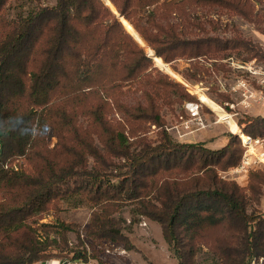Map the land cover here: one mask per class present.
Returning a JSON list of instances; mask_svg holds the SVG:
<instances>
[{
  "label": "trees",
  "instance_id": "16d2710c",
  "mask_svg": "<svg viewBox=\"0 0 264 264\" xmlns=\"http://www.w3.org/2000/svg\"><path fill=\"white\" fill-rule=\"evenodd\" d=\"M9 1L0 0V264L88 263L69 245L76 224L40 223L66 202L90 207L86 235L94 240L131 249L117 216L131 206L133 223L144 217L161 225L180 264H195L204 234L220 226L227 233L206 244L221 264L264 260V215L248 209L263 170L250 172L252 195L218 175L239 165L240 139L232 135L217 150L176 142L166 131L155 142H135L146 122L162 126L165 88L175 89L176 101L192 97L163 80L103 0H56L15 18ZM110 1L166 62L227 51L264 61L251 41L195 32L204 29L192 9L225 8L249 19V0ZM133 88L144 100L128 106L123 97ZM115 110L124 122L110 117ZM245 118V133L263 137L264 117Z\"/></svg>",
  "mask_w": 264,
  "mask_h": 264
},
{
  "label": "rangeland",
  "instance_id": "374dc122",
  "mask_svg": "<svg viewBox=\"0 0 264 264\" xmlns=\"http://www.w3.org/2000/svg\"><path fill=\"white\" fill-rule=\"evenodd\" d=\"M103 1L119 20L120 14L115 13L118 10L113 3L110 0ZM55 2L56 0H40L39 2L10 0L7 5V14L10 18H15L19 14L28 15L30 11L39 5L52 6ZM249 3L251 7H247V9L250 11L249 19L251 20L225 8L205 6L192 9L193 16L198 18L197 21L202 23L204 29V32L195 30L197 36L200 38L217 37L225 40L239 37L251 41L264 52V0H249ZM111 5L114 6V9ZM174 21H178V16L175 14ZM122 22L124 25L127 22L132 27L133 30L130 31L126 25H123L125 31L144 50L147 57L152 60L153 68L164 78L163 80L179 83L180 88L178 91L186 92L192 97V99L184 98L176 101L179 97L176 94H170L175 89L165 88L167 92L169 91V98L158 100L160 114L163 118L162 126L146 122L142 129L137 132L136 137L133 138L135 142L142 138L155 142L160 139L161 133L166 131L176 142L194 143L217 150L223 148L232 135L240 139L238 135L241 133L240 128L242 133L246 134L245 126L240 124L241 120L246 119L245 117H264L262 104V97L264 96V83L262 82L264 80V61L259 58L246 61L244 58H247V54L243 53L241 56L236 52L229 54L231 51L191 60L180 58L173 62H166L160 57L166 63L165 65L169 67L170 70H168L156 62L155 58L158 56L145 41L146 45L138 42L134 35H139V33L132 24L125 18L122 19ZM225 54L229 55L225 57ZM246 64L248 67L257 66L261 69V74L253 75L248 69L240 67ZM243 83L245 84L243 85ZM129 90L123 97L124 104L130 106L135 105L138 100H144L141 92L135 91V88ZM202 94L215 103L216 107L208 104L216 109L215 112L205 103V100L201 97ZM192 101L203 102L202 116L207 126L195 133L188 134L185 133L183 128L188 119L185 104ZM217 105L224 106L228 113L235 114L234 120L240 126L239 131L237 124L236 129H232L229 124L221 121L219 117L221 109L218 110ZM231 105L234 108H231ZM110 117L123 121L124 116L123 112L115 110ZM230 170H219V177L224 180L236 181L250 195V185H255L252 184L254 182L252 175L249 173L248 175L233 176L229 174ZM261 170L264 172V168ZM260 189L259 192L257 191L259 195L257 193L252 196L253 201L250 202L248 209L264 215V185ZM73 204V202L64 203L60 206L61 210L58 214L52 211L40 223H54L56 219H59L65 223L76 224L81 237L78 239V233L70 232L68 234L69 245L73 251H79L87 255L88 263L86 264H180L178 257L164 239L161 225L144 217L139 222L133 223L131 206H124L121 212L117 214L125 221V234L130 239L132 247L127 249L123 243L89 238L86 231L89 227L92 210L88 205L75 207ZM226 233L227 228L225 226L207 231L204 234L205 244L201 245V251L195 259V264H221L210 251L209 244H206V242L217 241ZM42 262L35 264H42ZM46 262L47 264H63L62 260L58 258H52ZM65 263L85 264L83 262L72 263L68 259Z\"/></svg>",
  "mask_w": 264,
  "mask_h": 264
},
{
  "label": "built area",
  "instance_id": "2783aa9c",
  "mask_svg": "<svg viewBox=\"0 0 264 264\" xmlns=\"http://www.w3.org/2000/svg\"><path fill=\"white\" fill-rule=\"evenodd\" d=\"M241 68L248 69L249 72H251L253 75H260L261 69H259L257 66L253 65L248 67V65H242ZM264 83V80H262ZM245 83H243L244 85ZM206 103V102H205ZM208 105V103H206ZM262 104L264 107V96L262 97ZM214 112L216 109H213L210 105H208ZM219 109H221L220 112L224 113L226 115V118L223 119L221 116V121L226 122L227 124L229 119H232L234 122V116L235 114L228 113L224 106L217 105ZM231 108H234L231 105ZM185 110L188 116L187 122L185 123L184 131L185 133L192 134L195 133L207 126V123L205 119L202 116L203 111V102H188L185 104ZM236 123V122H235ZM237 124V123H236ZM238 125V124H237ZM239 126V125H238ZM178 128V127H176ZM240 128V126H239ZM241 130V128H240ZM233 133H235L233 131ZM237 134V133H235ZM241 139V144L244 148L242 159L236 167L232 168L229 171V174L233 176H242V175H248L252 171H258L264 168V137H253L248 134L241 133L238 134ZM263 258H261L258 263L254 261L253 264H263Z\"/></svg>",
  "mask_w": 264,
  "mask_h": 264
},
{
  "label": "bare ground",
  "instance_id": "6f19581e",
  "mask_svg": "<svg viewBox=\"0 0 264 264\" xmlns=\"http://www.w3.org/2000/svg\"><path fill=\"white\" fill-rule=\"evenodd\" d=\"M108 3H110V2H108ZM111 7L114 9V6H113V5H111ZM125 25H126V27L129 28L130 31L133 30L132 27H131L127 22H125ZM134 36L136 37V39L138 40V42H140L142 45H146L145 42H144V40H143L139 35L135 34ZM155 60H156V62H157L160 66H162V67H164V68L170 70L169 67L165 65L166 63H164L163 60H162L161 58L157 57V58H155ZM170 72H171V71H170ZM174 73H175V72H174ZM200 94H201V93H200ZM201 97L205 100L206 103H208V104L213 105V106L216 107L215 103L212 102L209 98H207V97L204 96L203 94L201 95ZM218 110H219V108H218ZM219 112H220V111H219ZM220 116H221V118H223V119L226 118V115H225L224 113H222V112L220 113ZM228 123H229V126H230L232 129H236L237 125H236V123H235L232 119H229ZM240 132H241V130H240Z\"/></svg>",
  "mask_w": 264,
  "mask_h": 264
},
{
  "label": "water",
  "instance_id": "95a60500",
  "mask_svg": "<svg viewBox=\"0 0 264 264\" xmlns=\"http://www.w3.org/2000/svg\"><path fill=\"white\" fill-rule=\"evenodd\" d=\"M115 13H117L118 15H119V13L117 12V11H115ZM124 17H122L121 15H119V20L121 21V23L124 25V23L122 22V19H123ZM125 26V25H124ZM42 264H47V262L46 261H43L42 262Z\"/></svg>",
  "mask_w": 264,
  "mask_h": 264
},
{
  "label": "crops",
  "instance_id": "0c3cea01",
  "mask_svg": "<svg viewBox=\"0 0 264 264\" xmlns=\"http://www.w3.org/2000/svg\"><path fill=\"white\" fill-rule=\"evenodd\" d=\"M245 177H247V176H245Z\"/></svg>",
  "mask_w": 264,
  "mask_h": 264
}]
</instances>
